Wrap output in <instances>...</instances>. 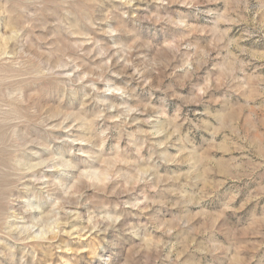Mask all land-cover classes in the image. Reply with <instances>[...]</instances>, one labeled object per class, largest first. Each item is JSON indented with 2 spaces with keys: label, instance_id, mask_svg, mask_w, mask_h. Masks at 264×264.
<instances>
[{
  "label": "rangeland",
  "instance_id": "1",
  "mask_svg": "<svg viewBox=\"0 0 264 264\" xmlns=\"http://www.w3.org/2000/svg\"><path fill=\"white\" fill-rule=\"evenodd\" d=\"M0 264H264V0H0Z\"/></svg>",
  "mask_w": 264,
  "mask_h": 264
}]
</instances>
